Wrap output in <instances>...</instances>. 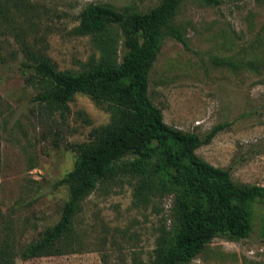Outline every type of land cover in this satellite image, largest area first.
<instances>
[{
  "label": "rangeland",
  "instance_id": "374dc122",
  "mask_svg": "<svg viewBox=\"0 0 264 264\" xmlns=\"http://www.w3.org/2000/svg\"><path fill=\"white\" fill-rule=\"evenodd\" d=\"M216 1H180L161 28L147 94L171 127L203 137L224 125L196 155L229 169L238 187H264V0ZM93 3L147 12L159 0H0V235L13 238L15 264H150L158 238L175 232L172 195L139 196L135 177L117 175L80 202L57 254L19 257L59 221L69 193L56 183L72 169L76 147L112 120L106 103L81 93L50 111L34 100L40 88L25 82L36 56L73 73L98 61L92 36L76 30ZM252 209L247 238L216 237L186 264H264V200Z\"/></svg>",
  "mask_w": 264,
  "mask_h": 264
},
{
  "label": "trees",
  "instance_id": "16d2710c",
  "mask_svg": "<svg viewBox=\"0 0 264 264\" xmlns=\"http://www.w3.org/2000/svg\"><path fill=\"white\" fill-rule=\"evenodd\" d=\"M180 1L159 0L147 12L131 5L117 9L107 3L88 4L79 14L76 30L92 36L100 49L96 63L79 73L60 71L42 56L25 65L33 71L26 84L40 88L34 100L50 111L64 110L81 93L106 103L112 120L95 140L76 147L72 169L56 183L67 186L69 193L60 219L27 245L20 259L57 254V244L73 232L72 220L80 202L99 183L117 175L135 177L139 196L147 191L173 196L174 235L158 238L150 264H186L216 237L234 241L251 234L252 204L264 200V187H238L229 169L214 167L195 153L224 125L214 126L203 137L171 127L147 94L161 28ZM114 28L120 32V60ZM171 34L181 40L178 29L172 28ZM16 256L13 238L0 235V264H15Z\"/></svg>",
  "mask_w": 264,
  "mask_h": 264
}]
</instances>
